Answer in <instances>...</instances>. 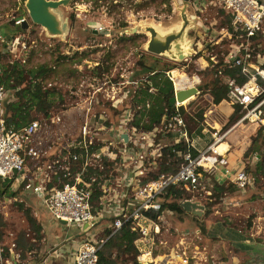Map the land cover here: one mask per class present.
Returning <instances> with one entry per match:
<instances>
[{"label":"rangeland","instance_id":"1","mask_svg":"<svg viewBox=\"0 0 264 264\" xmlns=\"http://www.w3.org/2000/svg\"><path fill=\"white\" fill-rule=\"evenodd\" d=\"M26 1L0 0V36L5 41H10V44L13 43L15 48L18 45L15 38L25 45L27 50L18 52V58L24 61V64L21 61L20 64L22 63L26 71L39 67L51 70L44 76V82L51 84L47 90L56 93L55 96L59 95L60 98L56 99L48 113L63 112L66 128L74 129L80 126L83 114L88 108L89 113L107 110L108 103L104 106L102 102L99 105L93 104L96 95L109 96L110 99L125 96L123 108L127 107L135 112L140 104L135 105L136 102L132 99L134 92L146 85L149 75L141 69V63L148 66L156 64L161 68L174 66L176 70L173 71L184 72L189 80L183 89L196 87L199 91L198 95L182 105L188 117L185 119L187 130L195 140L196 149L202 151L211 142L210 134L206 135V139H197L199 126L202 132H216L210 128L214 127L220 129V134L227 133L223 142L227 144L230 152L251 143H254V148L263 150L264 145L259 141L260 135L255 125H236L235 122L223 130L220 123L233 107L222 102L214 103L209 92V83L214 77L211 72L202 70H209L211 59L221 60L229 49L226 28L230 19L221 11L219 4H211L209 0H190L187 3L185 10L191 23L185 32L186 39L191 41L193 46L194 43H202L203 50L198 52L201 58L197 59L196 53L195 57L192 55L187 60L172 61L166 55L154 56L146 52L149 34L144 28L157 27L162 35L177 30L181 26L180 10L184 7L183 0H70L67 6H61L53 12L60 22L65 24L64 33L54 37L49 36L43 27L32 23L25 6ZM20 18L25 19L29 27L15 32L14 24L9 22L15 23V20ZM207 29L209 34L203 38ZM258 45L260 53H264V38L260 39ZM1 57L3 63L11 59L7 54ZM174 84L172 80L173 89ZM200 111L204 113V120L195 121L196 126L189 121V117ZM31 116L41 117L42 114L31 111ZM231 132H234L233 138L229 137ZM162 142L169 143V138L162 139ZM241 159L248 165L247 171L255 178L254 189L247 190L248 195L243 197L240 205H225L219 200L222 192L214 190L215 181L212 177L205 176L201 180L203 190L183 195V199H191L204 208L198 220L191 213L178 215L167 209L161 213L160 223L165 244L153 247L159 256L156 257L157 261L167 264L165 260L170 259L173 264H177L180 259L174 258V252L181 249L196 257L195 264H225V257L231 249V245L226 243L231 240L237 241L245 253L249 250L264 256V249L246 245L240 236H249V230L255 228L261 231L258 235L264 237V170L255 173L254 164L250 162H255L253 157L245 158L242 155ZM25 210L30 212L38 224L45 227H41L40 240L34 236L24 214ZM207 210L208 213L204 214ZM106 226V221L96 226L97 230L92 232L96 234V240L106 236ZM231 227L242 232L237 235L230 231ZM42 230H45L44 234ZM75 230L76 227L54 220L34 196H26L20 190L16 191L14 196H0V264L9 256V249L18 253L20 261L24 264H37L49 254L63 250L58 242L48 244V237L53 239L59 235L71 236L74 240L72 237ZM86 236L90 237L91 233H86ZM260 236L256 238L259 241L264 240ZM81 237H75L79 243L85 240ZM216 237L226 243L224 241L220 247L217 246L219 239ZM69 243L70 241L64 245ZM70 253H73L72 248ZM112 253L117 254L115 250H112ZM130 256L132 257V254ZM130 256H126L127 261ZM122 260L123 257L118 258L117 264H124ZM128 264L131 262L128 261ZM254 264H264V261Z\"/></svg>","mask_w":264,"mask_h":264},{"label":"built area","instance_id":"2","mask_svg":"<svg viewBox=\"0 0 264 264\" xmlns=\"http://www.w3.org/2000/svg\"><path fill=\"white\" fill-rule=\"evenodd\" d=\"M209 1L219 4L230 19L226 28L229 49L221 60L215 61L213 55L210 57V69L220 63L238 69L234 77L226 79L227 103L240 112L236 125H255L264 138V53L258 49L260 39L264 38V0ZM22 20L16 19L15 25L20 26ZM204 33L203 38L209 34L208 29ZM14 40L18 44L16 48L0 36V46L11 58L3 63L1 57V66L13 62L20 64V61L24 64L18 58V52L27 49L18 38ZM202 50V43H194L190 56L201 58L198 52ZM42 83L44 90L51 86ZM9 85L11 87L0 85V181L7 183L13 193L20 190L26 196L37 198L43 209L59 223L74 226L85 235L91 233L74 250L72 260L67 264H97L103 245L126 223L130 224L131 231L141 236L137 263L164 264V261L156 260L159 256L153 247L165 244L160 217L163 196L168 189L174 188L183 194L200 192L203 190L201 180L208 175L226 185L231 184L242 194L255 186L253 174L247 171L242 161L234 170L228 168L227 147L223 152L217 151L227 133H210L211 142L205 150L196 156L191 154L194 147L178 111L180 104L159 125L149 130L133 125L141 112L149 109V100L132 112L123 108L125 96L110 99L98 95L93 104L102 102L104 106L108 103V112L89 113L90 109H86L83 122L77 128H66L63 112L31 116V121L14 128L5 122V106L15 101V93L22 86L18 87L13 79ZM176 90L175 87L173 93ZM147 92L154 94L155 89L150 87ZM137 94L134 92L132 98L135 105L138 103ZM169 135H172L171 143L167 145L162 139ZM180 141L184 143V151L172 150L182 160L177 171L157 174L163 150ZM257 158L253 156V160ZM158 212L160 215L153 217ZM105 221L111 234L96 240V234L92 232ZM9 252L1 264H22L18 253L12 249ZM174 254V258L180 259L177 264H195L196 257L188 255L185 250L180 249ZM165 262L173 264L170 259Z\"/></svg>","mask_w":264,"mask_h":264},{"label":"trees","instance_id":"3","mask_svg":"<svg viewBox=\"0 0 264 264\" xmlns=\"http://www.w3.org/2000/svg\"><path fill=\"white\" fill-rule=\"evenodd\" d=\"M222 11V10H221ZM223 12V11H222ZM10 24H14L15 32L18 30H22L20 26L15 25L14 21H10ZM230 25V20L228 21ZM229 27V26H228ZM13 32V33H15ZM5 48L0 46V58L5 54ZM141 69L147 72L149 75L147 77L146 85L142 87L139 91H137L136 100L139 104L145 105L147 100L150 101L149 109L141 112L139 118H136L133 122V125L141 128L143 130H149L154 125H159L163 119H165L169 114L174 112L175 107L169 108V100L173 97V85L172 81L167 77L166 73L175 69L174 66L161 68L156 64L153 65H144L141 63ZM1 75H0V85H4L6 87H11L9 85V81L11 79L14 80L16 85L20 88L18 92L15 93V101L7 103L5 106L4 119L8 126H13L14 128H19L24 125L26 122L32 120L31 111L35 110L46 116L48 114V110L52 107L56 99L60 98L59 95L55 96L56 93L51 90L43 89V81L44 76L50 72V69H46V67H39L37 69H32L26 71L24 67L18 62H13L8 65H0ZM176 70V69H175ZM209 71L212 73L214 80L209 83V92L213 96V100L215 104H218L222 101H226V79L234 77L236 73H238V69L235 67H227L223 66L222 63L214 66L212 69H205L203 72ZM152 87L155 89L154 94H149L147 89ZM200 90V88H199ZM236 109L235 114L231 117L229 122L223 127V130L228 129L231 125H233L239 118L240 112ZM178 111L180 112L181 117L183 118L186 127V118L187 115L183 110V107H179ZM204 120V114L202 111L193 115V117H189V121L197 126L195 121ZM197 130L200 132L201 127L198 126ZM213 131V129H212ZM259 132V141L261 145H264V138L261 131ZM254 143L251 144L250 148L244 154L245 158L253 157L254 155L258 156V158L254 162V171L260 172L262 169L264 170V146L263 150L258 148H254ZM185 146L183 144H178L173 148H165L163 150V158L160 160L158 173H168L175 172L179 168L182 160L174 153V151H184ZM191 153L195 156L197 153L191 149ZM171 160V161H170ZM174 160V161H172ZM169 161V163H167ZM170 164H173L172 166ZM171 166V167H170ZM248 169V165L246 166ZM156 176V173L154 174ZM7 184V183H6ZM0 184V196L5 194H10L14 196L16 193L9 191V185ZM225 186L228 188L232 187L231 184H222L218 185L216 182L214 183V190L218 189L222 192L226 190ZM183 193L175 190L174 188H170L167 190L166 194L163 196V203L161 212L165 209L171 210L178 215L188 214L180 203L183 200ZM212 196V195H211ZM171 201V203H168ZM22 207V206H21ZM161 212L157 214H153V217L160 215ZM208 210L204 212L207 214ZM27 222L34 233V236L40 240V232L42 225L38 224L36 220L30 215L28 210L24 211ZM195 219H199L198 216L193 215ZM106 236L111 234L110 226L105 228ZM140 235L137 232L131 231L130 224H124L121 229L111 236L106 243L103 245L98 254V263L97 264H117V259L123 257L122 262L124 264H128V261L131 264H138L136 261V256L140 253ZM112 250L117 252L116 255H113ZM132 254V257L130 256ZM129 255L130 259L127 261L126 256Z\"/></svg>","mask_w":264,"mask_h":264},{"label":"water","instance_id":"4","mask_svg":"<svg viewBox=\"0 0 264 264\" xmlns=\"http://www.w3.org/2000/svg\"><path fill=\"white\" fill-rule=\"evenodd\" d=\"M183 1L184 7L180 10L181 26L177 30L162 35L157 27L146 26L144 28L145 32L149 34V40L145 47L147 53L154 56L166 55L172 61L187 60L190 56V52L193 49V43L188 41L185 35V32L191 23L185 10V7L190 0ZM69 2L70 0H27L25 6L32 23L43 27L49 36L54 37L60 36L64 33L65 24L61 23L53 12L61 6H67ZM28 27L29 25L27 21L23 19L20 28L26 30ZM183 44H186L187 46L186 51L182 49ZM167 77L171 79V71L167 72ZM198 94L199 91L196 87L176 90L173 97L169 100L168 107H175L189 97H194ZM123 138L126 140L125 135ZM182 207L186 212L196 216H201L204 210V208L198 203L189 200L182 203Z\"/></svg>","mask_w":264,"mask_h":264},{"label":"crops","instance_id":"5","mask_svg":"<svg viewBox=\"0 0 264 264\" xmlns=\"http://www.w3.org/2000/svg\"><path fill=\"white\" fill-rule=\"evenodd\" d=\"M172 72H174V71H172ZM222 103L228 104L226 101H222ZM235 111H236L235 108H233L231 110L229 109V111L225 114V117H224L223 121L220 123V126H222V128L229 122V120L231 119V117L235 114ZM218 123H219V121H218ZM210 128L213 129V131L214 130L215 131H219L220 130V129H216L214 127H210ZM197 132H198V137H197L198 140H200L201 137H202V139H206V135H209L210 134L208 130H205L204 132H202V128H201V131L200 132L199 131H197ZM233 135H234V132H231L230 135H229V137L230 138H233ZM171 137H172V135H169V136L163 138V139L169 138V143H167V145L171 143V140H170ZM188 138H189V140L193 144V147L194 148L192 150H194L197 154H198V152H203L205 150L204 149L202 151H199L198 149H196V147L194 145L195 140H193L190 137L189 133H188ZM209 139H210V135H209ZM178 144H184V143H181V141H180V143H178ZM178 144H176V145H178ZM250 146H251L250 144L245 145L242 148H238L234 152H230L229 147H227L228 148V153L226 154L225 157L228 160V168L234 170V168L238 167V165H239L238 163L242 161V159H241L242 155H244V153L250 148ZM250 162L252 164H254V162H252V161H250ZM208 176L212 177V179L218 185L224 184L222 182L217 181L212 175H208ZM225 189L226 190L223 192V196L225 198H222V200H221L223 202V204H225V205H235V206H238V205H240L239 203H241L243 201V199L245 197H247V195H248V191L246 193L242 194V193L237 192L236 189L233 186L230 187V188H228L227 186H225ZM232 197H234V198L232 199ZM42 227H43V229L45 228L43 225H42ZM231 228L232 229H230V231H233L237 235H240V233L242 232V231H240V230H238L236 228H233V227H231ZM79 232L80 231L77 228V230H75L74 236L72 237V238H74V240L71 239V236H66V237L65 236H62L61 237L59 235L58 238L56 236H54L53 239H51L50 237H48L47 243L49 244V243L58 242L59 244H61V246H62L61 249H63L62 250L63 252L62 251H59V253H58V251H55L54 253L49 254L48 257L44 258L43 261H41V262H39L37 264H67V263H70L71 260H72V255L74 253V250L80 244L78 242V240H76L75 237L82 236L84 239H86V235L84 233H82V232H80V233ZM260 232L261 231H258L255 228H251V230H249V233H248L249 236L248 235H243V234H241L240 236L242 237L243 242L246 245H251V246H254L255 248H260V249L263 250L264 249V240L259 241L256 238V237H259L260 236V235H258V234H261ZM42 233L44 234L45 233V230H42ZM260 237L262 238L263 236H260ZM216 238L219 239V242H218L219 245L217 244V246L220 247V244H222L225 240L222 241V239H220L218 237H216ZM44 240L45 239H43V242H44ZM46 240H47V238H46ZM69 241H70V243L68 245H64V243H67ZM224 243H226V241ZM226 244L231 245V249H230L229 252H227V255L225 257V259H227V260L225 261V264H254V262H258V261H261V260L264 261V256H262V255H260V254H258L256 252H250L249 250H246V253L243 252L241 250V247L239 246V243L237 241H235V240H231L230 242H227ZM71 248H72L73 253H70ZM21 263L24 264V262H22V261H21ZM28 264H34V263L29 262Z\"/></svg>","mask_w":264,"mask_h":264},{"label":"bare ground","instance_id":"6","mask_svg":"<svg viewBox=\"0 0 264 264\" xmlns=\"http://www.w3.org/2000/svg\"><path fill=\"white\" fill-rule=\"evenodd\" d=\"M182 49H184L185 51L187 50V46H186V44H183V46H182ZM175 70V69H174ZM173 71V70H172ZM171 71V78H172V80L175 82V87H176V89L177 90H180V89H183L184 87V85L185 84H187V82L189 81L188 80V78H187V76L185 75V73L183 72V73H178L177 71H174V72H172ZM193 97V96H192ZM192 98L191 97H189L187 100H184L182 103H180V105H184L187 101H189V100H191ZM219 147H218V149H217V151H219V152H223V151H225L226 150V147H228L227 145H226V143H222L221 145H218Z\"/></svg>","mask_w":264,"mask_h":264}]
</instances>
